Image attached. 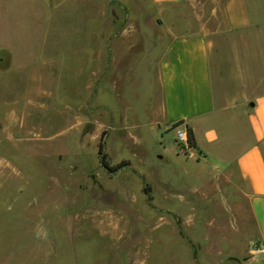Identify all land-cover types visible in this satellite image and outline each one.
Here are the masks:
<instances>
[{"label": "rangeland", "instance_id": "374dc122", "mask_svg": "<svg viewBox=\"0 0 264 264\" xmlns=\"http://www.w3.org/2000/svg\"><path fill=\"white\" fill-rule=\"evenodd\" d=\"M218 1L183 5L199 2L194 19L216 27ZM152 6L79 0L67 27L114 21L118 32L117 22L140 21L150 37ZM43 36L35 27L32 44L0 46V264H125L117 245L129 246V264H241L256 255L248 200L219 188L212 158L180 152L173 127L153 122L154 58L150 69L142 60L115 76L80 53L73 29L45 51L64 52V61L45 59ZM104 130L109 164L130 162L115 172L101 162Z\"/></svg>", "mask_w": 264, "mask_h": 264}, {"label": "crops", "instance_id": "0c3cea01", "mask_svg": "<svg viewBox=\"0 0 264 264\" xmlns=\"http://www.w3.org/2000/svg\"><path fill=\"white\" fill-rule=\"evenodd\" d=\"M183 1L152 0L156 33L149 37L140 21L117 22L118 32L114 21H76L67 27L79 0H0V46L19 40L32 44L35 27L43 28L46 55L73 29L80 53L105 61L115 76L142 60L150 69L154 58L160 93L153 122L163 121L166 129L182 122L193 129L197 157L212 158L220 189L241 191L259 229L263 251L241 264L254 257L264 264V0H219L212 9L218 13L216 27L194 19L199 2L184 6ZM105 30L111 32L104 35ZM82 34L87 46L79 44ZM27 51L23 54H31ZM65 56L58 51L45 59L64 61ZM117 247L129 264V246Z\"/></svg>", "mask_w": 264, "mask_h": 264}, {"label": "built area", "instance_id": "2783aa9c", "mask_svg": "<svg viewBox=\"0 0 264 264\" xmlns=\"http://www.w3.org/2000/svg\"><path fill=\"white\" fill-rule=\"evenodd\" d=\"M173 129L176 133V141L179 145L180 152L184 154H190L191 151L195 149V146L191 144L189 140V131L187 126H185L182 122L177 123L173 126ZM263 250L262 248L256 247L254 249V252L256 254L261 253Z\"/></svg>", "mask_w": 264, "mask_h": 264}, {"label": "trees", "instance_id": "16d2710c", "mask_svg": "<svg viewBox=\"0 0 264 264\" xmlns=\"http://www.w3.org/2000/svg\"><path fill=\"white\" fill-rule=\"evenodd\" d=\"M188 131H189V140L191 142L192 145L196 146V140H195V135L193 132V129L190 127H187ZM107 131L104 130L101 136V140L99 143V154L101 156V162L103 163V165H105L106 167H108L109 171L111 172H115L118 169H120L122 166L125 165H129L130 162L128 160H123L120 163L111 166L108 162V153L105 151V137H106Z\"/></svg>", "mask_w": 264, "mask_h": 264}, {"label": "water", "instance_id": "95a60500", "mask_svg": "<svg viewBox=\"0 0 264 264\" xmlns=\"http://www.w3.org/2000/svg\"><path fill=\"white\" fill-rule=\"evenodd\" d=\"M102 165H103V163H102ZM106 169H108V167H106L105 165H103ZM109 170V169H108Z\"/></svg>", "mask_w": 264, "mask_h": 264}]
</instances>
